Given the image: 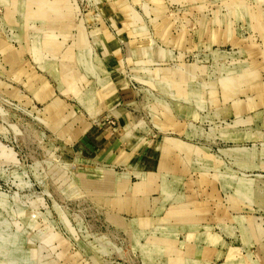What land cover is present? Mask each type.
Returning a JSON list of instances; mask_svg holds the SVG:
<instances>
[{"label":"rangeland","instance_id":"obj_1","mask_svg":"<svg viewBox=\"0 0 264 264\" xmlns=\"http://www.w3.org/2000/svg\"><path fill=\"white\" fill-rule=\"evenodd\" d=\"M0 264H264V0H0Z\"/></svg>","mask_w":264,"mask_h":264},{"label":"crops","instance_id":"obj_2","mask_svg":"<svg viewBox=\"0 0 264 264\" xmlns=\"http://www.w3.org/2000/svg\"><path fill=\"white\" fill-rule=\"evenodd\" d=\"M84 134H80V140L83 138Z\"/></svg>","mask_w":264,"mask_h":264}]
</instances>
